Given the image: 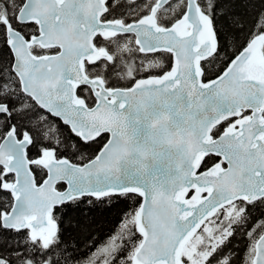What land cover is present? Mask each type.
Segmentation results:
<instances>
[{
  "label": "water",
  "instance_id": "obj_1",
  "mask_svg": "<svg viewBox=\"0 0 264 264\" xmlns=\"http://www.w3.org/2000/svg\"><path fill=\"white\" fill-rule=\"evenodd\" d=\"M167 1L157 0L147 15L123 25L100 21L106 0H24L16 19L35 23L38 34L26 39L6 23L21 91L83 141L103 133L109 138L83 164L51 150L29 160V136L18 138L12 127L0 141V165L14 175L2 183L13 197L0 216L4 227L49 238L57 230L50 217L55 206L81 196L132 193L141 198L134 216L141 240L132 264H184L183 246L208 217L237 200L260 198L255 193L264 190V33L253 36L218 75L202 81L201 61L217 47L211 18L197 0H186L180 17L159 26L155 13ZM116 32L133 33L141 52L169 51L172 68L127 88H105L101 78H88L84 59L110 58L93 45V37ZM34 44L59 51L35 55L29 50ZM81 84L92 90V106L77 97ZM6 111L0 103V113ZM230 118L235 119L213 137L212 129ZM209 154L220 160L201 171ZM33 162L46 171L38 184ZM255 248L264 249V231Z\"/></svg>",
  "mask_w": 264,
  "mask_h": 264
},
{
  "label": "trees",
  "instance_id": "obj_2",
  "mask_svg": "<svg viewBox=\"0 0 264 264\" xmlns=\"http://www.w3.org/2000/svg\"><path fill=\"white\" fill-rule=\"evenodd\" d=\"M149 1L152 2L154 0H122L119 6L114 11H111L108 16L119 14V17H121L124 14L127 15V13H130L131 7L133 8L131 16L133 18L140 17L147 12L150 5ZM197 1L201 8L211 17L217 40L219 35L217 29L220 28L221 24L225 26L223 29L225 36H231L232 38L230 44L224 43L223 51L219 50L221 45L218 41L215 53L201 63L203 79H209L218 75L227 66L236 52H239L253 35L264 32L257 33L256 31H252L254 23L253 14L245 12L244 8L239 4L236 6L235 14L240 15L241 21L244 24L243 28L233 27L226 20L215 22L213 19V4L215 0ZM257 2L258 0H253V3ZM171 3L170 6L174 7L173 10L170 12L166 11L164 17L159 13L158 20L160 24L166 25L171 23L184 10L182 2L173 1ZM241 3H243V0H241ZM5 4H8L7 8ZM20 6L21 0H4L3 3H0V103H4L7 107V112L0 115V141L3 138V134L5 135V132L13 126L17 135H21L24 132L29 135L31 139L27 148V156L29 158H35L46 150L51 149L57 157H66L72 162L83 163L92 158L97 148H100L101 144L104 143L99 139L102 135L88 142L82 141L70 131L67 125L38 107L28 96L20 91L18 80L11 70L12 54L6 42V22L19 30L26 38L37 33V26L34 23L23 24L16 20V13ZM13 13L15 14L14 20L10 18ZM94 43L97 46H101L99 37L94 39ZM32 50L35 53L42 52V50L36 47H32ZM116 51V58L107 61L101 67L105 71L104 79L106 84L110 87L128 85L130 83L129 80L142 73L143 70L139 65L142 59L138 52L133 51L131 53L132 57L128 56L126 59L119 60L120 53L118 50ZM261 51L264 55V43ZM136 53L137 55H135ZM77 94L81 96L79 92ZM88 98L89 96H86L87 104L91 103ZM226 124L227 121L217 125L212 130V135H217ZM206 158H208V165L204 166L205 168L218 160L213 155H207L201 167L204 165ZM31 169L37 183L40 182L45 176L44 169L36 164H33ZM12 178V175L5 174L3 167L0 166V184L1 181L12 180ZM57 187H62V184L59 183ZM82 197L66 202H70V208L63 207L65 203H62L59 205L61 206L60 212L57 213L55 211L56 207L51 211V218L57 223V232L54 237L46 242L39 239H29L26 229H10V232H5L3 235L14 239L19 238L20 240L30 241L33 244L38 240L40 242L37 245L38 248H47L59 238L60 234H64L65 228H68L71 224H76V241L83 244L86 248L89 245H95V250L90 253L87 260H82L81 264H131V255L140 241V236L134 225V215L140 204L137 205L136 200L140 197L132 193H123L100 198L91 197V199L81 203ZM11 202L12 196L10 192L2 189L0 185V207L6 211L10 207ZM247 205H252L251 210H246ZM260 205H264V201L260 199L249 203L237 201L232 205L235 218H223L214 224L212 233H215V235L212 236H215L216 239L222 238L219 244L212 248L211 245L213 243L209 241L202 248L207 253L204 264H218V262L219 264H227L226 260L219 259L220 253L218 249L222 245H225L226 242L231 245H244L247 243L245 233L251 236L252 233H255L259 229V235L264 230V215H261L264 212V207H260ZM89 209H92V211H89ZM3 210H0V213ZM66 212L68 213L67 217L64 216ZM221 212H217L212 218L217 221ZM60 220H63L64 228L59 227L58 221ZM249 228H251V232L248 231ZM255 239L253 237V243ZM214 253L217 254L216 259H210ZM25 264H32V261L27 260ZM44 264H47V261Z\"/></svg>",
  "mask_w": 264,
  "mask_h": 264
},
{
  "label": "snow or ice",
  "instance_id": "obj_3",
  "mask_svg": "<svg viewBox=\"0 0 264 264\" xmlns=\"http://www.w3.org/2000/svg\"><path fill=\"white\" fill-rule=\"evenodd\" d=\"M4 0H0V3H3ZM23 0H21V6ZM240 5L244 8L245 12H250L253 14L254 23L252 31L264 32V0H258L257 3H253V0H215L213 4V19L215 22L219 21H228L231 26L243 28L244 24L241 21L240 15L236 13V6ZM5 7H8V4H5ZM11 19H15V14L13 13L10 16ZM238 22V23H237ZM224 25L221 24L220 28L217 29L218 41L220 43V51H223L224 43H231V36H225L223 29ZM170 67V65H169ZM0 115H3L0 113ZM108 134L103 133L99 138L103 142H107ZM87 146V145H85ZM103 147V144H101ZM31 150V149H30ZM96 152H99L97 148ZM218 159V157L216 158ZM208 165V158L205 159L204 165L201 167V171L205 170L204 166ZM63 187V185H62ZM256 195L260 197L261 201H264V190L260 188L256 189ZM191 195V193H189ZM91 199V197H82L81 203ZM141 198H137L136 204L140 203ZM258 203V202H254ZM70 202L65 203L63 207L70 208ZM264 207V205H260ZM252 205H247L246 210H251ZM0 210H3L0 207ZM61 210V206H57L55 211L58 213ZM92 211V209H89ZM68 213H64V216L67 217ZM264 215V212L261 213ZM58 225L61 228H64L63 220L58 221ZM77 230L76 224H71L68 228L64 229V234H60L59 238L47 248H38L39 241L37 240L35 244L30 241L20 240L19 238H12L7 235H3L5 232H10V229H5L3 225H0V264H25V261L31 260L32 264H44L47 261V264H81L82 260H87L90 253L95 250V245H89L87 248L76 241L75 233ZM251 232V228L248 230ZM259 229L255 233H252L251 236L248 233H245L247 237V243L244 245L235 244L231 245L226 242L225 245H222L218 252L220 253V260H226L227 264H264V249L253 248V237L257 240L260 239L258 235ZM231 239V238H230ZM217 254L214 253L213 257L210 259H216ZM219 264V262H218Z\"/></svg>",
  "mask_w": 264,
  "mask_h": 264
},
{
  "label": "flooded vegetation",
  "instance_id": "obj_4",
  "mask_svg": "<svg viewBox=\"0 0 264 264\" xmlns=\"http://www.w3.org/2000/svg\"><path fill=\"white\" fill-rule=\"evenodd\" d=\"M121 1L122 0H107L106 2L107 9H106V12L102 15L101 20L102 21L121 20L124 24H127L135 20L136 18H133L131 16L133 12V8L131 7H130V13H127V15L124 14L121 17H119V14L108 16V14H110L111 11H114L117 8V6H119ZM128 1H134V0H128ZM98 37H99V41L101 42V46H98V47L106 48L112 54V58H116V53H115L117 52L116 50H118V52L120 53V56L118 57L119 60L126 59L128 56L132 57L133 55H131V53L133 51H136L141 55L140 58L142 60L139 63V65H140V68L143 69L142 73L130 79L129 84H131L138 77H144L148 75H159L170 68L169 65L171 62V56L169 53L164 52V51H157L154 53H147V54L141 53L139 52L138 48L135 46L134 37L130 34L118 33L111 37H105V38L101 36H98ZM55 51L57 50L55 49ZM135 55H137V53ZM106 62H107L106 60H98L93 63L84 62V65H85L87 75L89 77L101 76L104 80L105 86L108 87L104 79L105 77L104 68H101L103 65L106 64ZM148 70H151V71L146 72ZM77 92H79V94H81V96L85 98V100H86V96H89L88 98L89 101L94 102L93 93L88 87L83 86V85L78 86ZM246 113H248V111L243 112V114H246ZM233 119L234 118H230L225 121H227V124H228L232 122ZM3 182L4 180L1 181V184H0L1 186ZM0 223H1V220H0Z\"/></svg>",
  "mask_w": 264,
  "mask_h": 264
},
{
  "label": "rangeland",
  "instance_id": "obj_5",
  "mask_svg": "<svg viewBox=\"0 0 264 264\" xmlns=\"http://www.w3.org/2000/svg\"><path fill=\"white\" fill-rule=\"evenodd\" d=\"M172 6L167 8L166 11L170 12L173 10ZM235 214L233 213L232 206L226 207L222 210L220 217L218 220L211 219L206 226L203 227L200 234H198L194 239H192L183 250V257L186 259L187 264H204L207 253L202 250V248L206 245L207 242L212 241V248L216 247L217 244L221 241L222 238L216 239L215 233H212L214 224L218 221H221L223 218H235ZM226 233H228L226 231Z\"/></svg>",
  "mask_w": 264,
  "mask_h": 264
},
{
  "label": "bare ground",
  "instance_id": "obj_6",
  "mask_svg": "<svg viewBox=\"0 0 264 264\" xmlns=\"http://www.w3.org/2000/svg\"><path fill=\"white\" fill-rule=\"evenodd\" d=\"M210 3V2H209ZM207 4H208V2H207ZM9 9V8H8ZM3 12V11H2ZM251 37V36H250ZM249 38V37H248ZM237 53V52H236ZM8 104H10V103H8ZM17 104V103H16ZM10 108V107H9ZM13 111V110H12ZM12 114V113H11ZM32 122V121H31ZM54 122V121H53ZM32 124V123H31ZM43 124V123H42ZM35 125V124H34ZM13 127V126H12ZM14 128V127H13ZM42 128V127H41ZM37 129H38V127H37ZM55 129V128H54ZM3 132V131H2ZM6 133V132H5ZM40 133V132H39ZM49 133V132H48ZM57 133V132H56ZM3 136H4V134H3ZM6 197V196H5ZM4 212V211H3ZM2 213V212H1ZM0 213V214H1ZM1 225H2V223H1ZM24 234V233H23Z\"/></svg>",
  "mask_w": 264,
  "mask_h": 264
}]
</instances>
